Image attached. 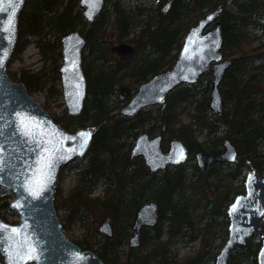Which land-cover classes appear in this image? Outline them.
<instances>
[{"label":"trees","instance_id":"trees-1","mask_svg":"<svg viewBox=\"0 0 264 264\" xmlns=\"http://www.w3.org/2000/svg\"><path fill=\"white\" fill-rule=\"evenodd\" d=\"M150 2L144 0L145 4L136 11H129L122 0H105L103 11L89 27L79 0H26L19 14V39L14 53L34 42L44 59L54 58V66L52 75L45 67L38 70L23 68L19 76L10 75L24 81L30 92L47 87L49 95L60 97V38L81 26L87 37V53L84 54V71L88 80L86 105L78 115L65 113L54 118L69 130L80 126L91 128L93 140L86 156L71 166L80 174L79 184L64 198L63 191L57 187L56 209L68 208L78 198L99 203L112 211L115 232L105 236L97 248L86 240L75 241L82 248L94 250L106 264H214L216 253L203 238L200 249L193 255L179 258L172 253L170 246L179 234L188 242L202 235V230L197 232V227L190 223L189 203L179 204L177 197L187 172L198 192L203 187L215 185L225 201L219 214L224 219L227 237V208L234 197L244 191L248 160L264 172V149L260 148L264 142V0H175L168 13L158 11V20L156 12L146 9ZM219 6L223 8L220 16L224 34L222 50L233 58V65L227 69L220 83L224 111L218 114L209 106L213 75L212 71H207L197 83L181 84L173 90L165 102L158 105L161 110L154 112L150 106L134 116L118 113L127 102L116 98L122 79L127 75L137 77V83L132 87L134 93L138 84L171 67L188 28L207 11ZM195 7L199 8L200 16L196 15L191 20L190 13ZM137 25H141L139 32L131 38L130 34ZM113 26L120 40L136 42V51L126 60L109 63L105 58L107 46L103 39L109 27ZM182 104L186 108L192 106L194 111L189 112L191 120L173 127L180 120L177 107ZM164 121L168 124L165 136L181 137L189 148V157L184 164L152 173L141 157L131 159L129 151L142 131L153 133L161 130ZM197 130L205 131V140L198 139ZM226 138L238 149L236 161L216 162L205 170L199 168L195 153L202 149L221 151ZM163 146L168 147L166 138ZM102 180L109 183L104 198L91 196ZM236 181L238 186L232 187ZM227 184L230 186L226 189ZM11 199V190L0 185V215L7 221H11L9 217L14 213ZM150 199L160 205L159 222L153 227H144L140 245L130 246L125 258H121L119 251L129 244L136 210ZM211 203H205L207 217L216 219ZM83 209L81 207L79 212L82 213ZM69 217V222L76 220L74 214ZM164 219L167 220L166 239L163 238ZM259 246L260 237L253 235L249 238L248 249L236 252L229 264H241L243 259L257 264Z\"/></svg>","mask_w":264,"mask_h":264},{"label":"water","instance_id":"water-1","mask_svg":"<svg viewBox=\"0 0 264 264\" xmlns=\"http://www.w3.org/2000/svg\"><path fill=\"white\" fill-rule=\"evenodd\" d=\"M25 1L0 0V8L7 9L0 12V184L13 193L10 206L19 216L16 223L0 216V224L8 226L0 231V253L3 255L0 264H106L95 251L83 249L66 235L55 206L61 171L87 153L93 137L91 129L79 127L71 131L62 126L31 96L26 83L14 80L7 71V63L18 41L19 14ZM173 2L167 0L161 10L168 12ZM104 3L105 0H79L89 23L100 15ZM221 12L222 7L212 9L193 24L183 38L173 66L141 83L119 113L133 116L148 106L163 103L177 86L194 84L209 70L213 73L209 106L222 113L224 100L220 83L233 61L224 58L221 50L224 41L219 20ZM9 18L12 19L11 25ZM212 24L213 27L208 28ZM86 43V36L78 28L61 36L62 64L58 71L64 102L71 115L83 111L88 96L83 67ZM134 50L135 45L128 42L112 46V51L122 59L130 57ZM129 94L130 86L122 85L120 98L126 99ZM26 129L31 134L26 135ZM166 131L167 124L164 123L162 131L153 137L148 131L140 133L130 150V158L141 156L151 172L184 163L189 155L187 144L174 136L169 139L168 149L164 150L162 140ZM81 132L91 135L81 138L78 135ZM73 148L76 149L75 154L69 151ZM54 149L58 151L53 155ZM237 155L236 146L227 138L223 151L200 150L196 153V161L201 169H205L214 162H233ZM50 157L52 164L46 167ZM248 163L250 171L245 178V191L236 195L228 207V238L217 253L214 264H228L237 250L248 248V240L255 234L261 235L257 263L264 264V173L257 170L251 161ZM158 219V202L149 200L143 203L136 211L131 246L140 243L142 228L155 225ZM11 228L20 231L12 233ZM99 230L106 235L113 234L110 217L104 219Z\"/></svg>","mask_w":264,"mask_h":264},{"label":"rangeland","instance_id":"rangeland-1","mask_svg":"<svg viewBox=\"0 0 264 264\" xmlns=\"http://www.w3.org/2000/svg\"><path fill=\"white\" fill-rule=\"evenodd\" d=\"M123 6L126 7V9L134 10L136 11L138 7H141L144 3V0L142 1H128V0H122ZM112 2V1H111ZM165 0H162L161 2H150L149 4H146V9L151 10V12L155 13L156 20L159 19V16H157L158 11L161 10V6ZM191 20L194 18V16H200V10L198 7H195L193 11L190 13ZM191 23V21H190ZM141 26V25H140ZM140 26L137 25L133 31L130 34V37L134 38L136 37V34L139 32ZM78 28L81 29V26H78ZM82 30V29H81ZM53 34V32H52ZM113 34V35H111ZM105 45L107 46V50L105 52V58L109 61V63H115L116 61H119L120 58L117 54L112 52L111 47L113 45L122 43V42H130L136 44L135 41H130L128 39L126 40H120L116 36V31L114 26L109 27L107 35L103 39ZM264 51V49H263ZM87 51H85V54ZM54 58L51 59H44L41 52L39 51L38 46L34 42H29L27 45L22 49V51H17L13 54L12 58L10 59L9 65H8V72L13 73L14 76H19L21 74L22 69L27 70H38L42 67H45L47 71L50 72V75H52V70L54 66ZM62 59V58H61ZM60 59V60H61ZM137 77L133 75H127L122 79V84H129L131 87L137 83L136 80ZM17 80V79H16ZM121 84V85H122ZM30 92V91H29ZM31 96L38 100L52 115L53 117L56 116H63L65 113H67V109L65 106L64 98L61 95L60 97H56L53 95H49V91L47 87L43 90H34L30 92ZM115 98V97H114ZM116 98H119V89L116 94ZM115 98V99H116ZM159 105V104H158ZM158 105L153 106L154 112L159 110ZM180 115V120L177 121L175 124H173V127H177L182 123H187L191 120V116L189 112H193L192 106H188L186 108L185 105H180L177 107ZM162 109V108H161ZM160 109V110H161ZM68 114V113H67ZM148 127V124L146 125ZM160 130H156L153 132V135H156ZM197 137L200 141H203L206 139V133L202 130L196 131ZM168 140L169 138L166 137ZM260 148L264 149V142L260 144ZM80 159L75 160L71 164H69L66 168L62 170L60 181L58 183V188L62 190V197H66L69 195L70 190L79 184V173L75 169H73L71 166L79 161ZM109 185L108 182L105 180L99 181L97 185L95 186L91 196H99L101 199L104 198L105 191L107 186ZM230 186V184H227L225 187L226 189ZM232 187H237L238 182H234ZM222 194H219V191L215 185H208L206 188L203 187V190L201 192H198L194 188V184L192 180L190 179V173H186V177L183 182V186L180 190V193L177 197V202L179 204L183 203H189V213H190V223L192 225H195L196 231L202 230V235L191 242H188L187 240L184 241L181 238V234L178 235L177 239H175L170 249L173 254H176L179 258H183L186 256L193 255L196 251H198L202 245V238L205 239L207 242L208 247H212L213 252L217 253L222 246L225 243L226 237L224 234V219L219 214L221 212V209L223 208V201L224 198L221 196ZM62 197L59 198V200L62 199ZM211 207L215 209V218H208L207 212L205 209V203L210 202ZM225 202V201H224ZM222 206V207H221ZM81 207H84V211L82 213L79 212V209ZM71 209L73 210L71 212ZM71 214H74L76 217V220H73L69 222V216ZM58 215L61 218L63 224H65V232L67 236L70 239L76 240H86L90 242L93 245V248H97L105 239V235L99 231V226L104 221L106 217H111L114 227H116V222L113 217L112 211L101 205V204H93L91 203V200L82 201L78 198L74 199V204L68 208L61 207L58 210ZM9 219L11 221H17L18 215L16 212H14ZM167 220L164 219V233L163 238L166 239L168 237V231H167ZM178 227V226H177ZM204 241V242H205ZM129 244L123 248L120 249L119 254L121 255V258H125L127 252L129 251ZM3 260L1 254H0V261ZM241 264H250L249 260L243 259Z\"/></svg>","mask_w":264,"mask_h":264},{"label":"snow or ice","instance_id":"snow-or-ice-1","mask_svg":"<svg viewBox=\"0 0 264 264\" xmlns=\"http://www.w3.org/2000/svg\"><path fill=\"white\" fill-rule=\"evenodd\" d=\"M5 11H7V9H3V8H0V12H5ZM209 19H211V17H209ZM11 23H12V19L11 18H9V24L11 25ZM0 63H2V61H0ZM25 134L27 135V134H31V133H29L28 131H27V129L25 130ZM81 138H88V137H90V135H91V133H88V132H81V133H79L78 134ZM74 139V138H73ZM85 143H86V140H85ZM84 145L82 144L81 145V147H83ZM55 151H58V150H53V155L55 154ZM69 151H71L73 154H75L76 153V149L75 148H73V149H71V150H69ZM80 154H83L82 152L80 153ZM51 164H52V160H51V157L49 158V160L47 161V163H46V167H50L51 166ZM33 195H36V193H33ZM8 226H6V225H3V224H0V231H3L5 228H7ZM10 231L12 232V233H17L18 231H20V230H18V229H16V228H11L10 229Z\"/></svg>","mask_w":264,"mask_h":264}]
</instances>
